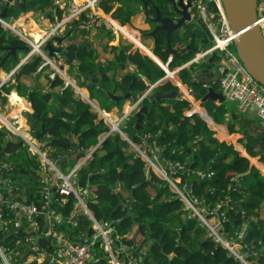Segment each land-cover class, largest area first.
<instances>
[{
    "label": "trees",
    "instance_id": "1",
    "mask_svg": "<svg viewBox=\"0 0 264 264\" xmlns=\"http://www.w3.org/2000/svg\"><path fill=\"white\" fill-rule=\"evenodd\" d=\"M21 1L25 3L24 11H26L29 7L43 10L54 0ZM114 1L116 0H100L99 5L105 13L109 14L112 12ZM63 10L64 8L55 5L47 15L50 20H59L62 18ZM11 16H13L12 9L9 8L5 19ZM187 33L188 29L183 35ZM106 34L110 36L109 32ZM183 35H180L178 29L173 30L170 36L171 46L175 47ZM24 44L26 43L23 39L12 35L11 30L0 23V67L4 66L1 62L7 52L6 46ZM166 45L165 33L158 32L154 52L164 61H169L171 67L191 58L190 52L181 54L176 50L177 52L171 54ZM161 49H164V52ZM59 50L62 51L68 63V71L75 75L80 83L87 80L89 90L93 89L94 85H98L104 93H116L119 90L120 99L113 98V101L128 100L130 102L148 88L144 80L134 71L124 74L121 80L115 81L114 76L106 74L107 67L113 66L112 62H107L108 65L104 68L95 64V51L88 43L80 46L68 44L64 47L60 46ZM9 57L15 60L12 54ZM116 58L123 66L126 61L124 50ZM130 60L137 64V69L145 74L150 82L164 75L159 65L147 55L133 52L130 54ZM43 61V56L35 53L21 64L20 70L24 74L31 73ZM16 62L18 61H14V64ZM179 73L183 81H194L193 87L198 85L195 80H190L186 68L179 70ZM63 83L64 79L59 75L51 79L52 87ZM211 86L219 90L217 84L213 83ZM156 89H176V85L167 81L150 89L149 96H146L142 102L148 106L149 112L138 126L135 116L128 115L124 121L126 124L124 130L127 135L131 140L138 142L141 134L151 133L149 142L155 141L159 146L160 152L157 159L161 164L179 161L184 163L185 168L201 169L205 173L211 172L210 175L199 177L194 173L188 175L186 170L181 168L175 170L171 178L178 185L185 183L190 186L193 194L208 207L220 200L227 201L223 206L226 234L232 235L243 220L247 222L244 238L254 243L260 250L257 264H264V208L260 210L264 202V143L259 145L261 151L258 153L250 146L249 149L247 147L248 154L255 157V161L250 160L249 155H242L232 143L214 136L212 129L197 113L186 115L185 108H189L190 105L188 100L175 101V98L164 97L152 103L151 99ZM207 89L201 88L202 93L204 94ZM126 93L128 96H125ZM62 95L58 96L63 105L72 101L67 90H63ZM50 97L51 94L47 92L40 96L33 94L29 99L34 112L41 120H45L49 127L50 143L55 147L72 149L78 156L84 155V147L86 148L90 142H95L97 135L107 130L108 126L91 110L87 101L75 99L78 112L74 114L58 109L51 103L48 104ZM167 100L171 103L162 104ZM201 106L206 109L212 119L219 122L223 120V113L227 107L225 100L216 104L212 99H207ZM227 126L232 130L230 123ZM262 129L261 135L264 136V127ZM65 130L78 135L80 148L76 149L77 143L71 142L64 136ZM205 131H209L211 135L204 137ZM17 140L10 142L8 148L19 147L22 140L19 136ZM127 150L128 141L125 138L118 132L109 133L100 142V146L94 149L91 160L78 169L80 184L87 185L93 192L92 199L88 201V207L96 218L113 221L115 236L120 235L118 242L128 245L134 254L142 256L144 264H241L229 254L225 247L206 234L198 217L190 215L184 208L183 201L171 190L168 181L152 169L146 171L145 161ZM21 152L16 151L15 169L26 173L29 170V159L21 155ZM241 172L244 174L237 176ZM60 199L62 213L67 216L72 209L73 197L61 196ZM219 216L222 219L223 215L219 213ZM77 218L83 227L88 226L89 222L83 213L78 214ZM81 231L82 229L77 226L73 234L76 235ZM18 233L23 235L21 229ZM14 235L16 233L4 234L0 230L2 241L7 242ZM39 243L49 251L53 250L51 241L40 239ZM144 243H147V246L143 252Z\"/></svg>",
    "mask_w": 264,
    "mask_h": 264
},
{
    "label": "crops",
    "instance_id": "2",
    "mask_svg": "<svg viewBox=\"0 0 264 264\" xmlns=\"http://www.w3.org/2000/svg\"><path fill=\"white\" fill-rule=\"evenodd\" d=\"M18 1L21 2V0ZM66 1L68 4V2L71 0ZM74 1L76 3H82L85 0ZM156 2L160 6H165L170 3L169 0H157ZM54 4L55 2L51 1V3L45 9H35L30 14L27 13L29 12L28 10H21L18 15L11 16V20L5 19L7 15L6 10V15L0 16L5 21H7L11 27L9 28V26L3 25L2 23L1 24L4 27L9 28L12 32V35L19 36L21 39L26 37L37 43L43 39L55 22L61 20H50L47 15L48 11H50L53 6H55ZM61 5L57 6L64 8V4L61 3ZM15 7L16 6L10 3V6L7 9H13ZM99 9V15L106 20L108 19V26L101 25L97 28L86 30L80 27L76 22H68L65 25L57 28V38L55 40H51L52 45L54 46L57 42L61 43L63 47L68 44H74L77 46H80L84 43L90 44L95 51V64L104 68L106 65H108L106 64L107 62H112L114 67H107L106 74L111 77L114 76L115 81L121 80L124 74L132 71L137 72V74L144 80L150 89L154 87L158 81L164 79V81L159 85L169 81L170 83L176 85V89L178 90L177 96L174 97V100L176 101L179 99H186L189 101V108H185L184 111L186 115L197 113L203 120H206L205 122L207 126L210 127L214 132V136H216L218 139L223 138L227 143H232L242 155H249L247 152V147L249 149V146L252 150L257 151L256 153L261 151L259 145L264 143V136L261 135V131L263 129L255 110L251 109L246 112H239L237 110L236 104L230 105L228 100L224 99L226 101L227 107L223 113V120L219 122L212 119V117L207 113L206 109L201 106L203 103L200 102V99L203 96L201 88H205V84H210V86L213 84L216 74V67L221 55L219 50H212L210 53L206 54L204 58L189 62L190 59H193L196 56L195 53L210 47L207 45L214 42V37L211 33V30L206 25L203 17H198V19L194 21H189L185 27L178 29L180 35H183L187 29L188 33L183 35L182 39H180L173 48L175 49V52L180 51L181 54L190 52L191 58L186 61L187 63L181 62V65L179 64L177 66L171 67L169 65V61H164L160 55L155 54L154 52L156 39L150 34L154 27V23L149 21L146 17V15H153V9L149 3L144 4L140 0H116L113 2L112 12L109 14L105 13L100 5ZM64 11L65 9L63 10L62 15L65 13ZM34 13L38 17V20H36L37 22L31 17V15ZM27 16H29V18ZM28 21L29 24H27ZM31 22H33L32 26L35 27L37 25V29L33 33L29 31L33 28L31 26ZM37 32H40V37L36 39V41L32 39V35L36 34ZM108 32L110 33V36L106 34ZM21 34L25 36H20ZM25 43L28 44L26 41ZM176 47L180 49H177ZM18 50L23 49H16V57H14V59L18 62L14 64V62L9 61L11 59L8 55L1 62L2 65L4 64V66L0 67V83L2 82L0 85V87L2 86V88H0V113L8 120H10V118H18L19 116L24 119V125L22 126L23 129L20 128L19 119L15 121L18 122L17 128L15 125H13L16 128L14 132L8 129L11 132L10 137H7V130H5V127L7 128V126H3L0 129V204L3 207H5V205L13 199L30 202L37 200L40 197V178L47 174L46 170L41 166V154L46 155L48 159L63 172L73 169L84 157L82 156L80 159H77L78 156L76 151H73L72 149L66 150L60 147H55L50 143L51 136L49 133V127L46 125L45 120H41L39 115L34 112L31 101L29 100L33 94L40 96L48 92L51 94L50 99L47 101L48 104L51 103L58 109L61 108L74 114L78 112L75 99H83L90 104L91 110L97 114V117L99 114L104 113H107L111 118L116 117L119 113V110H123L125 104L124 100H112L113 98L110 94L120 95V92L118 91L116 93H104L101 92L98 85L92 86L93 89L89 90L87 86L89 82L87 80L84 83H80L78 78L68 71V63L65 61V58L63 61L60 60L59 63H56L58 64L59 69H61L62 72L68 76L75 86L70 84L65 87L66 79L62 77L64 79V83L62 85H56L52 87L51 79L58 74L56 73L54 77H52V75L56 72L55 67H50L48 64L44 63H42L35 71L27 74L22 73L20 70L21 63L17 68V71L14 73V75H16L14 76L15 80H7L8 72L12 70L13 67L17 66L18 63L27 56L28 51L23 50L25 53L18 59ZM123 50L126 61L122 66L117 61L116 56ZM41 51L45 57L50 56L48 50L44 46H41ZM161 51L164 52V49H161ZM133 52L147 55L151 60L159 65V67L164 71V75L154 82H150L146 75L137 69V64L130 60V54ZM35 53L42 55L38 52H34L30 55V58ZM236 59L238 60V58ZM238 62L240 61L238 60ZM191 66H193L192 69ZM185 68L188 70L190 80H195V83L198 85L193 87L192 84H187L190 81L185 82L182 80L179 70ZM185 73L186 72H184V74ZM80 80L83 81L82 78H80ZM18 84H20V86ZM147 89L144 91L145 96H149L150 90L147 91ZM63 90H67L68 96L72 98V101L65 105L61 103L58 96H63ZM106 98L107 101L105 102ZM20 100H22L24 104H21ZM213 101L216 104L221 102L217 100ZM170 103L171 101L169 100L162 102L164 105H168ZM16 108L19 109L16 110ZM99 110L100 113L98 112ZM122 113L123 112L119 113V116ZM10 114L13 117H10ZM191 122H193V118H191ZM228 123H230L232 130L228 128ZM42 127H45V132L42 136L36 137V131H41ZM16 130L20 133H18ZM28 130H31V133H29ZM63 134L65 137L71 140V142L77 143L76 149L80 148L77 134L70 130H65ZM210 135L211 133L209 131L204 132V137H209ZM18 136L22 140L20 146L9 149L8 144L10 142L18 141ZM22 136L31 139L32 145L40 150L41 153L36 151L34 147L27 143ZM98 139L99 138L97 136V140L95 142H90L87 146L88 149H85V152L90 151V149L97 144ZM101 140L99 142H101ZM17 150L22 151L20 154L29 159V170L26 173H22L20 170L15 169L16 163L14 161V157L16 156L15 154ZM249 158L250 160L255 161L254 156L249 155ZM73 206H75V204ZM263 208L264 202H262L260 210ZM24 217L25 216L23 214L11 212L8 221H10L12 225L8 227V233H16L17 235L16 237L14 235L13 237L15 238L9 239L7 242L0 240V243L8 245L11 248H15V252L20 251V257H15L16 261H18L20 264H24V261L29 262L34 258V255L32 254L33 251L30 248V246L34 244L33 242L38 243L39 246H42L39 243L40 239L49 241L47 237L43 236L42 233L38 231V228H34L32 225L26 223V219H23ZM16 220H20L21 223L19 225H15L14 223ZM19 229L22 230L23 235L18 233ZM62 230L70 233L72 236H75L73 234V230L75 229L71 227L70 224L63 226ZM17 237H20L27 246L22 244V242L17 244L15 241ZM26 238L28 240H26ZM146 246L147 243H145V246H142L143 251ZM100 264H106V259H102Z\"/></svg>",
    "mask_w": 264,
    "mask_h": 264
},
{
    "label": "built area",
    "instance_id": "3",
    "mask_svg": "<svg viewBox=\"0 0 264 264\" xmlns=\"http://www.w3.org/2000/svg\"><path fill=\"white\" fill-rule=\"evenodd\" d=\"M62 0H54V5H61ZM186 1V0H184ZM192 6L196 7L199 15L203 17L206 25L211 30L214 37V42L210 47L195 53V57L190 59L192 62L197 59H202L206 54L212 50H219L221 55L216 67V74L213 83L218 85L220 92L226 100L235 101L237 110L239 112H246L255 110L260 119L262 127H264V85L251 77L243 68L240 62L235 58L228 46L235 43L236 35L233 31L228 18L223 9L221 0H190ZM99 0H85L82 3H76L74 0L64 4L65 13L62 15L60 21L55 22L52 28L46 33L41 41L35 43L30 39L23 37L29 45L27 56L23 58L17 66L13 67L7 74V80H15L14 73L24 59L34 52L42 54L44 61L42 63L48 64L50 67H55L56 72L64 79H66L65 87L68 85L75 86V84L66 76L58 64L60 60L63 61L64 55L59 47L61 43L54 45L53 54L45 57L41 51V46H44L47 40H55L57 37L58 27L65 25L68 22L76 20V23L83 29L89 30L99 26H108V19L106 20L99 15ZM258 23L264 33V0H259L257 4ZM0 23L11 27L10 24L0 16ZM25 36V35H20ZM56 42V41H55ZM30 57V56H29ZM57 62V63H56ZM187 63V62H186ZM2 82L0 83V85ZM205 86L211 87L210 84ZM150 90V87L147 91ZM136 105V103L134 104ZM100 113V110L98 111ZM98 113V114H99ZM100 118L103 119V117ZM127 114L120 115V122H110L111 128L107 134L112 132H120L124 135V128L126 124L120 125L127 119ZM0 113V129L7 126L13 130L10 120ZM104 120V119H103ZM9 121V122H8ZM11 123V124H10ZM117 130V131H113ZM17 131V130H16ZM20 133L19 131H17ZM119 133V134H120ZM24 137V136H22ZM151 133H144L140 136V140L135 142L124 135L131 146L135 155L145 159L149 164V169H152L159 176H163L176 193V195L183 201L184 208L192 216H197L200 225L203 226L205 232L215 242L225 247L229 254L238 260L241 264H257L259 249L254 243L245 240V230L247 222L244 220L239 228L234 231L232 235H227L224 227V210L223 207L227 201H217L208 207L196 195L193 194L191 187L185 183L178 185L173 182L171 174L175 170L185 169L188 175L196 174L199 177L210 175L211 172L205 173L201 169H189L184 167V163L175 161L161 164L157 155L160 152L159 146L155 141L150 143ZM27 143L32 147L31 139L24 137ZM98 145H95L90 151L85 152L83 159L73 169L63 172L48 157L42 155V168L47 172L41 180L40 197L37 200L24 202L19 199L9 201L5 207L0 204V230L4 234L8 233L10 223V213L23 214L26 223L38 228V231L43 236L47 237L53 244V250L49 251L44 246H39L38 243L33 242L30 248L33 251L34 258L32 260L24 261L23 263L33 264H100L102 259H106V264H144L142 256L133 253V250L121 242H118L120 235L114 233L113 221L107 219H98L88 207V201L92 199V191L87 185H81L78 177V169L83 163L91 160L92 153ZM41 153L40 150L35 148ZM41 157V156H40ZM61 196L73 197V205L69 215L65 216L62 213ZM83 213L86 216L89 224L84 226L85 229L75 236L62 230L65 225H71L74 229L78 226L80 221L77 215ZM219 213L223 215L222 219ZM42 221H41V219ZM20 220L15 221V225H19ZM10 230V229H9ZM74 231V230H73ZM17 235V234H16ZM15 235V237H16ZM13 237V238H15ZM12 239V238H11ZM26 240H28L26 238ZM16 243H26L20 238L15 239ZM27 246V245H26ZM15 248L0 243V263L1 264H20L15 257H20V251L15 252ZM143 251V250H142ZM141 251V252H142ZM144 252V251H143Z\"/></svg>",
    "mask_w": 264,
    "mask_h": 264
},
{
    "label": "water",
    "instance_id": "4",
    "mask_svg": "<svg viewBox=\"0 0 264 264\" xmlns=\"http://www.w3.org/2000/svg\"><path fill=\"white\" fill-rule=\"evenodd\" d=\"M140 1L144 4L149 3L153 9L152 16L146 15L147 19L154 23V27L150 34L156 39L157 33L163 31L166 36V46L171 53L175 52V49L170 43V36L173 30L181 29L182 27H185L189 21H194L198 19V17H201L196 7L192 6L190 0H169L170 3L162 8L155 0ZM10 3L19 7L21 10L25 9V3L22 1L0 0V5L2 6L0 13L1 16L6 15V10L10 6ZM221 3L228 21L236 35L235 45L237 58L245 71L256 81L264 85V33L258 23V0H221ZM34 10L35 7L28 8L29 12H33ZM44 47L48 50L50 55L53 54L54 46L52 45L51 40H47ZM6 49L7 52L5 57L10 54L16 57V49L29 51V45H10L6 46ZM29 56L23 61L27 60ZM163 81L164 79L158 81L154 86L159 85ZM187 84H194V81ZM177 92V89H156L153 92V97L151 99L152 103H155L158 99L164 97L174 98L177 96ZM110 95L116 100L121 97V95ZM125 96H128V94L126 93ZM207 99L222 101L224 97L220 91H216L212 87H208L207 91L201 97L200 102L206 101ZM148 112L147 105L142 104L139 110L134 114L137 126L141 124L143 118ZM44 132L45 127H42L41 131H36L35 136H42ZM243 174L244 172H241L238 173L237 176H241ZM79 227L80 229H84L81 224H79Z\"/></svg>",
    "mask_w": 264,
    "mask_h": 264
},
{
    "label": "rangeland",
    "instance_id": "5",
    "mask_svg": "<svg viewBox=\"0 0 264 264\" xmlns=\"http://www.w3.org/2000/svg\"><path fill=\"white\" fill-rule=\"evenodd\" d=\"M67 1L66 0H62L61 1V3L62 4H65ZM62 6V5H61ZM14 9V10H13ZM12 9V15L13 16H15V15H18L19 13H20V11H21V9L20 8H18V7H15V8H13ZM27 13H31V12H27ZM27 13H25V14H27ZM28 14V15H29ZM24 15V14H23ZM28 18H29V16H27ZM31 17L33 18V20H38V17H37V15L34 13L33 15H31ZM10 20H11V17H8ZM29 20H31V19H29ZM37 22V21H36ZM27 24H29V21L27 22ZM37 26V25H36ZM36 26L34 27V26H32L33 28L31 29V30H29L31 33H33V30H35L36 29ZM6 31H7V29H6ZM32 39L33 40H36L35 39V37H34V35H32ZM38 39V38H37ZM37 41V40H36ZM212 43H209V45H207V46H210ZM228 48H229V50L232 52V54L235 56V58H237V50H236V45H235V43L234 44H231V45H229L228 46ZM25 53V51H23V50H18V54H17V58L19 59L20 58V56L21 55H23ZM239 60V59H238ZM9 61H11V62H14L15 60H9ZM118 92H120L119 90H118ZM107 101V98L105 99V102ZM134 103V101L132 102V101H128V100H125V104H124V107H123V110H119V113H121V112H123L124 114H129V115H134L138 110H139V108H140V104H138V105H134L133 104ZM228 103L230 104V105H234L236 102L235 101H229L228 100ZM22 104H24V102H22ZM120 107V106H119ZM237 107V106H236ZM120 108H122V107H120ZM9 110H11V109H9ZM124 111H127V112H124ZM119 113L117 114V116L116 117H113V118H111V117H109V115L107 114V113H104V114H101V117H103V119H104V122H105V124L108 126V129L107 130H105V131H103V132H100L97 136H98V142H97V144L96 145H98V146H100V140L101 139H104L108 134H107V131L109 130V128H111V124H110V122H117V123H119L121 120H120V116H119ZM23 114V113H22ZM10 117H13L11 114L9 115ZM16 120H18V118H14V119H11L10 118V121L12 122V124L13 125H15V127L17 128V124H18V122H15ZM204 121H206L205 119H204ZM20 126H21V124H19ZM120 125H124V123H122L121 122V124ZM22 127V126H21ZM8 129H10V130H12V132H14V130L13 129H11V128H9V127H5V130H7L6 132H7V137H10V130H8ZM113 131H117V130H113ZM16 132V131H15ZM28 132L29 133H31V130H28ZM118 132V131H117ZM125 133H124V135H127V132L126 131H124ZM120 133V132H119ZM144 134V133H143ZM143 134H141V135H143ZM120 135L122 136V137H124V135L123 134H121L120 133ZM102 141V140H101ZM97 146V147H98ZM96 147V148H97ZM85 149H88V147H84V151H85ZM136 151L135 150V148L133 149L131 146H129L128 145V152H133L134 153V151ZM76 156V155H75ZM78 156V155H77ZM83 155H81V156H78L77 157V159H80L81 157H82ZM144 161H145V170L146 171H148V168H149V164H148V162L145 160V159H143ZM84 164H86V163H83V165ZM161 177H163V176H161ZM164 178V177H163ZM172 190V189H171ZM173 191V190H172ZM144 246H145V243H144Z\"/></svg>",
    "mask_w": 264,
    "mask_h": 264
},
{
    "label": "bare ground",
    "instance_id": "6",
    "mask_svg": "<svg viewBox=\"0 0 264 264\" xmlns=\"http://www.w3.org/2000/svg\"><path fill=\"white\" fill-rule=\"evenodd\" d=\"M32 24H33V22H31V26H32ZM36 29H37V27H36ZM36 29H35V30H36ZM35 30H33V32H34ZM39 33H40V32H37L36 34H34L35 39H37V38L40 37V36H39ZM30 36H31V35H30ZM216 91H220V90H216ZM224 99H225V98H224ZM224 99H223V100H224ZM217 101H218V100H217ZM20 103L22 104V100H20ZM19 105H20V104H19ZM19 108H20V107H19ZM19 108H18V109H19ZM18 109L16 108V110H18ZM17 114H19V113H17ZM18 119H19V124H21V126H23V125H24V119H23L21 116H19ZM21 126H20V127H21ZM27 126H28V125H27ZM22 128H23V127H22Z\"/></svg>",
    "mask_w": 264,
    "mask_h": 264
},
{
    "label": "clouds",
    "instance_id": "7",
    "mask_svg": "<svg viewBox=\"0 0 264 264\" xmlns=\"http://www.w3.org/2000/svg\"><path fill=\"white\" fill-rule=\"evenodd\" d=\"M147 96V95H146ZM145 96V93L144 92H142L140 95H138L137 97H136V99H134V100H132V102L134 101V103L133 104H135L136 103V105H138V104H140V106L142 105V102H143V99L146 97ZM148 107V106H147ZM125 112H127V111H125ZM123 114V113H122ZM129 114H127V116H128ZM128 118V117H127ZM102 119V118H101ZM123 123H125V122H123Z\"/></svg>",
    "mask_w": 264,
    "mask_h": 264
}]
</instances>
